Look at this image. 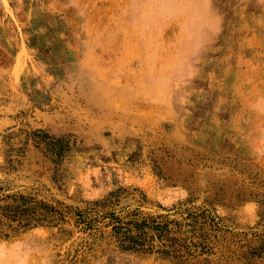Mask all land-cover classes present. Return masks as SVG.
Wrapping results in <instances>:
<instances>
[{
    "label": "rangeland",
    "instance_id": "374dc122",
    "mask_svg": "<svg viewBox=\"0 0 264 264\" xmlns=\"http://www.w3.org/2000/svg\"><path fill=\"white\" fill-rule=\"evenodd\" d=\"M0 264H264V0H0Z\"/></svg>",
    "mask_w": 264,
    "mask_h": 264
}]
</instances>
